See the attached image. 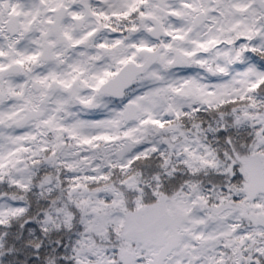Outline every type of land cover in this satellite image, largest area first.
<instances>
[{
	"label": "snow or ice",
	"instance_id": "6c2138e0",
	"mask_svg": "<svg viewBox=\"0 0 264 264\" xmlns=\"http://www.w3.org/2000/svg\"><path fill=\"white\" fill-rule=\"evenodd\" d=\"M0 264H264V0H0Z\"/></svg>",
	"mask_w": 264,
	"mask_h": 264
}]
</instances>
